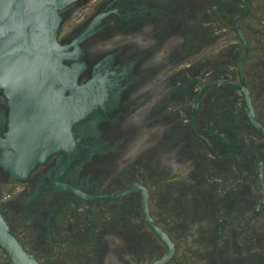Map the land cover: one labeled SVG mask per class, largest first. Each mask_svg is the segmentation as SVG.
<instances>
[{"label": "flooded vegetation", "instance_id": "obj_1", "mask_svg": "<svg viewBox=\"0 0 264 264\" xmlns=\"http://www.w3.org/2000/svg\"><path fill=\"white\" fill-rule=\"evenodd\" d=\"M51 21L64 78L42 70L34 103L0 87L6 233L36 264H264V0H71Z\"/></svg>", "mask_w": 264, "mask_h": 264}, {"label": "water", "instance_id": "obj_2", "mask_svg": "<svg viewBox=\"0 0 264 264\" xmlns=\"http://www.w3.org/2000/svg\"><path fill=\"white\" fill-rule=\"evenodd\" d=\"M69 1L71 0H36L34 5L40 9L36 13L32 0H0V87L9 88L14 93H18L15 92L17 88L27 87L30 90L23 92L24 97L28 102L34 103V87L43 78L49 80V77L41 75L42 70H55L56 81L64 78L67 68L62 65L61 60L66 58L65 49L58 47L57 30L51 20L55 10ZM46 24L48 25L44 27ZM37 27L45 30L47 36H42ZM34 40L37 41L36 44L33 43ZM2 226L0 221V231L3 230L7 235L6 245L15 261L18 257H23L26 264H36L31 255L21 249Z\"/></svg>", "mask_w": 264, "mask_h": 264}]
</instances>
